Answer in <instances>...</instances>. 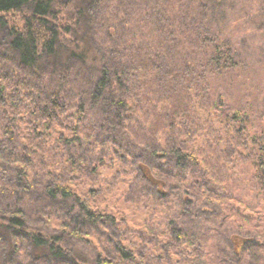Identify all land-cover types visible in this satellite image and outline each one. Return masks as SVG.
Masks as SVG:
<instances>
[{"label": "trees", "instance_id": "1", "mask_svg": "<svg viewBox=\"0 0 264 264\" xmlns=\"http://www.w3.org/2000/svg\"><path fill=\"white\" fill-rule=\"evenodd\" d=\"M194 1L175 9L183 15V38L176 40L175 33L167 37L161 25V33L171 38L164 53L157 43L155 49L108 45L98 12H105L102 4L112 0H0V264H264V211L250 209L246 200L227 191L229 173H236L242 155L253 164L250 189L264 192V113L262 129L255 134L253 98L238 107L226 97L237 80L256 72L252 48L235 31L219 30L230 23L227 0ZM255 4L252 23L263 30L264 0ZM156 8L160 10L159 3ZM70 9L72 17H64ZM114 31L120 35L121 30ZM183 43L178 76L197 91L199 101L210 93L214 104L209 108L219 119L215 142L227 154L222 158L219 153V175L212 156L200 158L177 144V121L156 128L132 110L137 101L133 81L146 79L150 71L173 77L170 57L177 61L178 56L172 49ZM140 56L151 63L146 69ZM212 79L223 83L218 98L207 87ZM180 113L175 112L177 117L187 112ZM68 115L74 119L65 125L67 132H56L54 123L64 125ZM25 121L33 133L25 137L28 142H18L15 130ZM129 124L133 132L127 130ZM160 133L168 135L169 144L160 142ZM49 138L55 142L50 151L56 153L46 155L41 146ZM38 158L49 173L32 176L28 170L38 167ZM60 165L97 176L108 168L127 175L118 177L125 186L124 205L143 203L139 213L150 220L142 225L152 232L125 229L124 217L90 207L63 185ZM94 179L88 188L96 199L107 187H95ZM232 216L255 219L256 235L235 232ZM51 219L62 222V228L50 227ZM128 230L137 233L139 246L127 243ZM238 239L242 244L237 245Z\"/></svg>", "mask_w": 264, "mask_h": 264}, {"label": "rangeland", "instance_id": "2", "mask_svg": "<svg viewBox=\"0 0 264 264\" xmlns=\"http://www.w3.org/2000/svg\"><path fill=\"white\" fill-rule=\"evenodd\" d=\"M191 1L192 0H135V2H133V0H125L124 2L122 0H112V2L108 4L104 3L102 7L105 12H98L100 24L103 25V28H100L102 32L101 36L108 41V45L121 46L123 49H130V47H134V49H155L157 43L164 49V53L168 52L169 50H166V46L171 42V38L169 37L167 39L169 36L167 33H175L177 35L176 40H180L181 36L182 38L184 37L183 32L185 26L182 23L183 15L176 12L175 9L181 8L184 10L186 4H196L195 1ZM230 2H233L234 5L228 8ZM158 3L160 4V10L164 13L157 8L154 9ZM258 6V4H255V0H227L224 6L225 8H223L228 9L227 19L230 23H227V28H223L225 31L219 27V30L221 29V31L225 33H228L229 30L233 33L235 31L238 38L245 37L252 48L249 49L255 61L252 68L255 69L256 72L253 74L250 73L246 78L241 77L237 80L239 83L231 93L226 92V94H228L226 97L229 98L228 103L230 105L233 104V106L237 105L238 107H244L246 100L253 98L254 105L251 119L257 121V124L252 129V132L255 134H259V130L262 129L263 121L260 120V113H264V48H261V46H264V27L262 28L263 30H257L252 23L253 16L258 12ZM124 8H127V10H124ZM73 14V9H70L68 13L64 14V17L70 18ZM188 24L191 25L190 23ZM161 25L167 37L161 33ZM116 28L118 32L121 30L120 35H117V32L114 31ZM183 46H185V43L172 49V53L178 56V59L174 61L170 57L172 64H174L171 68H173L175 73H167L173 75V77H160V75H153V72L150 71L146 79H139L136 82L133 81V85H136L134 92L137 101L134 100L135 104L132 106V110L138 114V118H140L144 124L152 122L156 128L162 125H169L173 120L175 122L177 121L176 124L178 129H175L174 136L176 135V138H178L176 140H180L181 144H179L180 142L176 143L182 145L188 153H199L198 157L200 158L206 159L212 156L210 163L215 166V170L219 175V153L222 158L227 156V154L222 152L221 148H219V144L215 142L216 139L219 138V119L216 114H212V110L209 108L214 104L211 101L212 99L208 97L210 93H204L207 95L206 98L199 101L195 94L197 91L195 89L192 90V88H190L191 86H188L189 82H182L180 80L181 78L178 76L180 73H178L176 69L183 67L182 64L184 63L182 62L184 54L180 55V52L184 50L181 49ZM167 56L171 55L168 53ZM140 61L141 66L145 69L151 64L147 62L146 58L143 56H140ZM152 64L157 65L154 64V62H152ZM143 72L144 71H142V73ZM185 79L192 81V77H186ZM222 84L221 82L220 85L219 80H208L207 87L210 89V92L214 93L215 98H218V93L216 91H222ZM194 85L195 87L197 86L196 88H199L196 83H194ZM175 112L179 115L181 114L180 112L187 113H185L183 117H177ZM230 112L229 110V113ZM20 116H25V114H20ZM153 116L156 118L155 122L154 118H152ZM73 119L74 117L68 115L64 120V125L54 123L53 128H55L56 132L60 130L67 132V127L65 125H69ZM131 126L132 124L127 125V130L129 132L134 131ZM42 127L44 128L46 125ZM15 131L19 134L18 142H28L25 137H29L30 134L33 133L32 126L29 125L27 121L21 124ZM161 135L160 133V142L166 145V142H169L168 135ZM170 136H173V133ZM54 145L55 142L49 138V141L46 140L41 146L42 153L46 155H48V153L55 154V151H50L55 149ZM245 154L246 152H243V155ZM42 160V158H38V161L35 160L38 167H33L34 169H32V167L29 168L30 170L28 171H31L30 175L33 176L35 171L39 173H43V171L49 173L48 166L45 167V161L41 162ZM236 164V173H229L228 179H231L232 183L227 185V191L246 200V204L249 203V205H247L250 209L260 210V212L264 211V192L259 193V190H257L254 191V193L252 189H250L252 186L248 184V180L251 179L252 162L248 159L246 160L244 156L241 155L238 161H236ZM61 165L58 173L60 174L61 180H63L61 182H64L63 185L71 189L73 194L89 201L90 207L106 211L109 214L111 212L113 214L116 213V216L120 215L118 219L124 217V219L121 220L122 222L119 221L125 226V229H148L142 224L145 222V219H150L145 218L146 216L139 213L141 211L138 209L140 206H143V203L138 205L136 201H133L138 207H135L133 203H130L132 205L131 207H125L124 205V200L126 198V193L124 191L125 186L118 177L126 178L127 175H117L115 172H110L108 168L103 171L100 176H97V174L95 175L86 171L76 170L72 172L70 170H64V168H61ZM224 168L225 167H221L222 172H224ZM114 175L115 178L119 179H116L118 181L113 180ZM93 178H95L93 181V185H96L95 187H101L103 183L104 186L106 185L107 187L105 193H103V195L100 194L96 199L90 198L91 195L88 188ZM107 178L108 180H106ZM150 205L156 207L151 203ZM226 205H230V202L224 203V209L227 208ZM166 207L169 208V204H166L164 209H166ZM154 209L156 210V208ZM164 209L161 210L160 214L165 212ZM248 214L251 215L249 212L245 213L246 216H249ZM50 216L52 215L50 214ZM154 218L158 219L159 217L156 215ZM252 218L253 216H251V219ZM231 219L234 221H232L230 225L235 232L240 231L245 233L251 231L255 234L254 231L257 230L255 229L257 225L255 219L250 222L242 220L241 218V220L239 218L237 219L235 216H232ZM50 227L55 229L62 228V222L51 219ZM147 231H151V229ZM128 235H130L129 230ZM130 237L131 240L127 241V243L133 241L136 246H139L137 242V233L130 235ZM232 237L235 238V236ZM92 238L97 244V236H93ZM236 242L237 245L242 244V240L238 239ZM139 248H137L136 251H139ZM139 259H141V257L138 254V260Z\"/></svg>", "mask_w": 264, "mask_h": 264}]
</instances>
